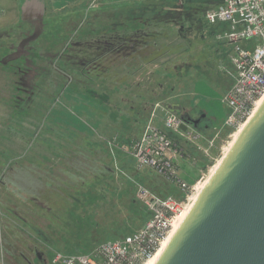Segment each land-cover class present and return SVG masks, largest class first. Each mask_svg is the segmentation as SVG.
<instances>
[{
    "label": "rangeland",
    "instance_id": "obj_1",
    "mask_svg": "<svg viewBox=\"0 0 264 264\" xmlns=\"http://www.w3.org/2000/svg\"><path fill=\"white\" fill-rule=\"evenodd\" d=\"M78 1L81 2L80 6L87 5L88 10L90 0ZM109 1L98 0L100 3L95 8ZM176 1L180 5L184 0ZM212 4L210 0L204 2V5L189 4L192 7L190 9L188 5L184 6V10L177 12L178 19L166 33L167 38L163 37L162 41L168 48L173 40L181 41L183 38L187 42L185 47L190 49H185L183 45L171 49L172 56L165 58V62L161 64L155 61L150 68L132 77H127L125 73L108 77L112 75L111 72L105 74L91 70L90 76H86L88 82L85 83L96 92L107 95L105 100L98 97L100 95H86L88 92L84 86L77 88L78 91L74 87L71 93L65 95L64 100L75 104L69 103L70 107L67 108L76 118L67 120L74 121L79 127L82 126L79 118L88 124L91 121L94 124L91 125L92 129L96 130L93 137L88 138L85 132L74 136L76 130L72 126L75 124H70L71 130L61 124L57 116L63 113L60 111L53 121L34 119L37 102L39 98L43 100L44 96H28L27 105L32 111L24 115L28 116L24 120L21 114L10 117L11 106L8 107L7 102L0 99V148L12 151L26 148L16 162L10 160L0 166V264H47L56 251L80 254L82 250L91 247L89 252H92L99 244L122 238L144 225V216L148 210L137 197L138 185L151 187L159 194L156 187H168V183L164 181L166 178L154 170L158 175L155 179L149 172L153 176L147 177L149 182L136 179V171L146 170L138 169L130 153L133 141L143 133L150 120L165 129V114L170 111L164 105L166 101L186 104L190 109V100L200 93L196 96L199 100L196 108L190 110L194 118L200 120V127L197 129L191 126L188 129L201 133V145H207L206 138L213 136L222 127L229 110L222 102V96L233 82L223 91L207 79L214 78V72L222 70L225 82L234 78L229 53H223L221 62L224 67L219 68L222 51L209 49L205 43L220 40L208 38V28L203 25V22L208 24L204 13ZM7 7L8 17L0 21L2 30L19 19L17 7ZM29 25L34 30L30 38L41 33L39 22ZM29 40L21 41L16 55L27 54L24 46ZM180 49L183 51L179 52ZM26 63L32 68L23 77L25 91H28L34 81L36 68L29 60ZM44 64L50 62L44 61ZM107 64L93 62L91 66L105 67ZM159 69L167 73L158 76ZM76 77L78 82L81 81L80 85H83L84 77L79 74ZM3 83L0 80L3 96L10 98V87H4ZM55 83H58L57 78ZM83 93L85 95L82 96ZM63 98L61 96L57 101L62 103ZM202 107L210 110L211 115L201 118L199 113ZM81 113L89 115L85 117ZM153 114L155 119H151ZM98 122L100 125H96ZM233 134L230 135L226 128L220 132L218 146L212 150L210 163L203 170L204 179L223 157ZM114 136H117L120 147L109 144L108 141H112ZM174 138L190 155V158L180 160L182 171L184 164L195 166L198 158L189 151V146H196L197 143L177 134Z\"/></svg>",
    "mask_w": 264,
    "mask_h": 264
},
{
    "label": "trees",
    "instance_id": "obj_2",
    "mask_svg": "<svg viewBox=\"0 0 264 264\" xmlns=\"http://www.w3.org/2000/svg\"><path fill=\"white\" fill-rule=\"evenodd\" d=\"M207 1L210 0H184L179 5L176 0H110L109 3L106 2L99 8L89 11L84 3L81 6H73L70 7L71 9L64 7L61 10L56 9V6L47 5L44 17L38 21L42 26L38 36L30 38L34 34L33 27L23 20L11 23L3 30L0 28V80L4 81V87H10V98H5L3 90L0 89V99L5 100L8 107L11 106L10 117L21 114V119L24 120L28 117L24 115L30 114L32 111L27 105L28 96H44L43 100L39 98L36 105L38 109L33 114V118L38 120L45 118L53 121L54 116L60 111L63 113L57 115L58 121L71 130L70 124H75V122L67 120V118L76 117L67 107H70L69 103L75 104L64 100L65 95L71 93L74 87L77 90V88L81 89L80 86H84L85 91L88 92L86 95H100L98 97L103 100L107 97L104 93L96 92L94 88L85 83L88 82L89 78L87 79V77L90 76L91 70L105 74L111 72L112 75H107L108 77L123 73L127 77H132V75L143 72L148 63L159 61L162 64L165 62V58L172 56L171 49H178L180 45L185 47L187 43L183 38L182 43H180V39H175L168 48L162 41L163 37L167 38L166 33L169 29L176 24L177 12L180 9L184 10L186 5L190 9L192 7L189 4L204 5V2L207 3ZM208 24L203 22L204 28H208L207 33L210 39L214 37L216 39L218 33L229 27L228 23L225 22ZM176 34L178 33L176 32ZM27 38L30 39L24 46L27 54L16 55L21 41ZM210 42L205 41L209 49H225L226 53H228V49H232L231 45L222 40ZM186 48L190 49L188 46ZM182 51V49L179 50V52ZM105 57L107 58L105 59ZM27 60L33 64L36 70L32 86L28 91H25L23 77L25 73L27 74L29 70H32L27 65ZM41 60H43L42 63ZM44 61H49L50 64H44ZM93 62L96 64L108 62V64L105 67L91 66ZM164 69H159L157 75L165 73ZM77 74L84 77L83 85H80L81 81L78 82ZM203 75L205 76L204 73ZM213 77L222 80V83L217 85L212 77H207L208 81L224 91L234 81V78H231L225 82V78L218 72H214ZM55 78L59 84L55 83ZM84 93L82 96L85 95ZM61 96H64L62 103L57 101V98L60 99ZM73 98L75 99V96ZM81 115L88 117L89 114L81 113ZM79 122L82 124L81 127L78 124H75L76 127L72 126L76 130L73 133L74 136L84 132L88 138L95 135L96 130L92 129L91 125L94 124H91V121L88 124L87 121L82 122L79 118ZM96 125H100V123L98 122ZM228 131L230 132L227 129ZM168 133L179 144L178 139L174 138L176 134L171 131ZM12 150L0 148V166L9 163L10 160L16 162L17 159H20V154L26 151V148L21 151ZM189 151L197 156L198 161L195 166L184 164L181 175L189 183H194L201 175L200 170L207 169L210 162L198 150L197 146L190 145ZM117 155L121 156L120 154ZM144 170L146 172L136 171L135 173L136 179L138 178L141 182H149L147 177L154 176L155 179V176H158L150 168ZM147 172L152 173L153 176ZM164 181L168 183V187L157 186L159 195L183 197V193L177 185L166 179ZM150 189L154 191L151 187ZM144 217L146 221L150 217L149 212ZM90 250L91 247H88L82 252L87 253Z\"/></svg>",
    "mask_w": 264,
    "mask_h": 264
},
{
    "label": "built area",
    "instance_id": "obj_3",
    "mask_svg": "<svg viewBox=\"0 0 264 264\" xmlns=\"http://www.w3.org/2000/svg\"><path fill=\"white\" fill-rule=\"evenodd\" d=\"M183 1V0H178ZM205 18L209 24L228 23V29L217 38L231 45L230 61L234 69V81L223 94L229 110L223 125L215 134L206 138L207 145L199 144L201 133L181 129V116L172 111L165 114V129L156 126L152 120L143 133L133 141L130 153L140 170L150 168L157 174L178 186L182 198L173 195L161 196L149 187L140 184L137 197L148 210L150 217L137 231L122 238L107 240L92 252L66 254L54 252L47 264H145L162 246L170 235L177 218L188 208L191 197L197 191V184L189 183L181 175L180 160L190 155L168 133H176L191 142L197 143L208 159L212 150L218 146L217 139L223 129L231 133L244 126L255 113L264 98V0H211ZM98 0H90L88 10L98 6ZM151 119L154 118V114ZM109 140L110 145L120 147L117 136Z\"/></svg>",
    "mask_w": 264,
    "mask_h": 264
},
{
    "label": "water",
    "instance_id": "obj_4",
    "mask_svg": "<svg viewBox=\"0 0 264 264\" xmlns=\"http://www.w3.org/2000/svg\"><path fill=\"white\" fill-rule=\"evenodd\" d=\"M151 264H264V99Z\"/></svg>",
    "mask_w": 264,
    "mask_h": 264
},
{
    "label": "crops",
    "instance_id": "obj_5",
    "mask_svg": "<svg viewBox=\"0 0 264 264\" xmlns=\"http://www.w3.org/2000/svg\"><path fill=\"white\" fill-rule=\"evenodd\" d=\"M80 3L81 2H79L78 0H15V1L14 0H0V21H2L4 18L8 17V14L6 13V9L8 8L7 6L10 7L11 5H15L17 7V17H19L18 20H23V21L32 25L44 17V15L46 13V6L47 5L56 6V9L61 10L64 7L70 8L73 6L80 5ZM104 3H106V2H104ZM104 3H101V4H104ZM32 35H34V34H32ZM219 50L222 51V53L220 54L222 56L221 57L219 56V58H220L219 68L221 66V68L223 69L224 64L221 61L223 59V53L226 54V52H225V49H219ZM215 61L217 63V60H215ZM151 65H153V63L146 64L145 69L150 68ZM230 66H232V64ZM218 73H220V75L223 76L224 71L222 70L221 72L219 71ZM214 81L217 85H220L222 83L221 82L222 80H219V79L214 78ZM196 84H197V82H196ZM198 95H200V93L195 94L193 99L190 100V103H191L190 109H188V107L185 106L186 104H182L184 107H186L189 110V113H190V110H193L196 108V106L199 102V100L196 99V96H198ZM202 108L205 112L203 115L204 117L211 115L210 110H208L206 107H202ZM213 114H215V113H213ZM191 115H192V113H191ZM200 117H202V115ZM199 127H200V125H199ZM199 127L196 126L195 128L198 129ZM183 139H185V138H183ZM185 140H188V139H185ZM186 152H188V151L186 150Z\"/></svg>",
    "mask_w": 264,
    "mask_h": 264
},
{
    "label": "bare ground",
    "instance_id": "obj_6",
    "mask_svg": "<svg viewBox=\"0 0 264 264\" xmlns=\"http://www.w3.org/2000/svg\"><path fill=\"white\" fill-rule=\"evenodd\" d=\"M264 99V98H263ZM263 99L260 101V103H262V101H263ZM242 127H244V126H241L240 128H239V130L238 131H236L232 136V141H230L229 142V145L227 146V148H226V150H225V152H224V154L226 153V151L228 150V148L230 147V145L233 143V141H234V139L238 136V134H239V131L242 129ZM221 159H222V157L218 160V162L213 166V168H212V170H211V172H210V174L204 179V180H201L198 184H197V191L193 194V196L191 197V200H190V203H189V206H188V208L177 218V220L175 221V224H174V228H173V230L175 229V227L178 225V223L180 222V220H181V218L184 216V214L187 212V210L190 208V206L193 204V202L195 201V199L197 198V196H198V193L200 192V190L202 189V187L207 183V181H208V179H209V177L211 176V174L215 171V169H216V167L218 166V164L220 163V161H221ZM172 230V231H173ZM171 231V232H172ZM171 234V233H170ZM168 238V237H167ZM166 238V239H167ZM165 239V240H166ZM165 240H164V242H165ZM164 242L162 243V246H163V244H164ZM161 246V247H162ZM161 247H160V249H161ZM159 249V250H160ZM159 250L157 251V253L159 252ZM156 255V254H155ZM155 255L152 257V258H150L145 264H151V262L153 261V259H154V257H155Z\"/></svg>",
    "mask_w": 264,
    "mask_h": 264
},
{
    "label": "flooded vegetation",
    "instance_id": "obj_7",
    "mask_svg": "<svg viewBox=\"0 0 264 264\" xmlns=\"http://www.w3.org/2000/svg\"><path fill=\"white\" fill-rule=\"evenodd\" d=\"M174 105H176V109L178 110H180V112L178 113L180 116L181 115H183V116H186V117H191L192 119H194L195 120V118L191 115V113H189V110L186 108V107H184L182 104H178V103H173ZM204 110H203V108H201L200 109V113H199V115L201 116L202 115V117H204L203 115H204ZM201 117V118H202ZM197 119V118H196ZM190 125L191 126H193V127H199V125H200V120L199 121H197V123L194 125V123H191L190 122Z\"/></svg>",
    "mask_w": 264,
    "mask_h": 264
}]
</instances>
